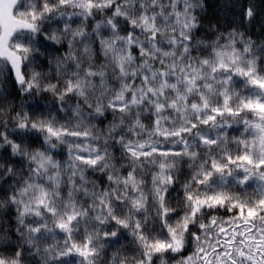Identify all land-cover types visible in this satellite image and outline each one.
Returning <instances> with one entry per match:
<instances>
[{"label": "clouds", "instance_id": "1", "mask_svg": "<svg viewBox=\"0 0 264 264\" xmlns=\"http://www.w3.org/2000/svg\"><path fill=\"white\" fill-rule=\"evenodd\" d=\"M0 264H264V0H0Z\"/></svg>", "mask_w": 264, "mask_h": 264}]
</instances>
